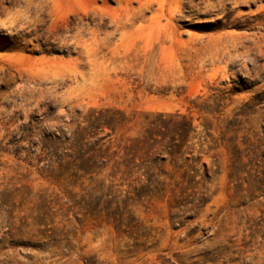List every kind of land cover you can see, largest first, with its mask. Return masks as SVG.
Segmentation results:
<instances>
[{
	"label": "rangeland",
	"instance_id": "1",
	"mask_svg": "<svg viewBox=\"0 0 264 264\" xmlns=\"http://www.w3.org/2000/svg\"><path fill=\"white\" fill-rule=\"evenodd\" d=\"M92 109L109 163L60 170ZM159 113L181 158L126 171ZM0 264H264V0H0Z\"/></svg>",
	"mask_w": 264,
	"mask_h": 264
},
{
	"label": "trees",
	"instance_id": "2",
	"mask_svg": "<svg viewBox=\"0 0 264 264\" xmlns=\"http://www.w3.org/2000/svg\"><path fill=\"white\" fill-rule=\"evenodd\" d=\"M147 115V123L144 129L135 137H129L127 144L124 146L122 162L130 172L134 167L145 163L156 169H165L167 161L171 164L175 162L182 147L186 144L190 130L192 128V119L183 114H166ZM128 122L126 114L120 110L112 109H92L83 115V121L78 124V128L70 145H75L78 151L74 153L60 154V170L71 168L74 163L77 169L102 168L109 163L108 150L110 146L103 148L105 144V135H99L109 128L111 133H116L119 126ZM82 123H85L82 125ZM110 133V134H111ZM62 136L55 134L50 139V145L53 146L54 152L59 153L62 146ZM166 154L167 156L163 155ZM71 158L73 162H71ZM67 160V164L64 161ZM58 170L60 173L62 171ZM78 172V171H77Z\"/></svg>",
	"mask_w": 264,
	"mask_h": 264
}]
</instances>
